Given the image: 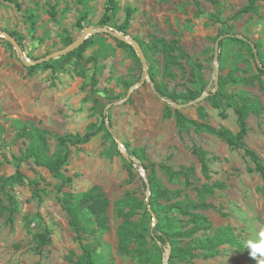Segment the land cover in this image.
Listing matches in <instances>:
<instances>
[{"label":"rangeland","instance_id":"rangeland-1","mask_svg":"<svg viewBox=\"0 0 264 264\" xmlns=\"http://www.w3.org/2000/svg\"><path fill=\"white\" fill-rule=\"evenodd\" d=\"M108 1L0 0V32L17 33L24 55V60H20L13 42L0 34V176L8 178L5 191L15 200L12 225L5 224V216H0V264H75L83 255L57 202L58 181L32 160L20 165L22 180L11 177L17 169L16 158L26 147V142L14 140L11 120L33 122L51 135L82 134L89 123L99 122L102 110L109 118L121 154L125 153L123 144H128L129 152L143 149L159 182L170 190H181L191 200H196L195 192L184 188L183 180L168 182L160 166L172 170L192 167L193 183L200 186L207 180L200 173L191 147L208 153V183L223 182L225 189L207 199L214 208L203 214L213 229L230 225L243 249L222 246L218 257L198 259L195 264H264V257L253 258L248 248V242L258 241L259 233L264 231L263 183L256 173L246 171L247 167H253L252 162L242 150H230L214 136L193 129L180 134L172 118H163L168 103L155 92L150 79L152 74L156 84H166L168 90L176 92L195 90L199 85L191 80L190 74L192 67L199 65V74L207 85L195 102L183 103L180 111L199 121L197 108L203 107L210 125L236 133L233 108L225 103L221 109H214L206 98L216 91L219 76L229 72L237 77L255 75L259 62L242 45L229 40L219 46L215 61V42L222 32H227L223 39L227 35L243 38L258 46L257 54H261L264 62V0L256 3L255 13H243L238 18L234 16L247 5V0H116V9L107 11ZM126 8L134 10L126 35L143 47L147 48L153 38L179 40L189 58L182 61V70L174 71V80L162 78L160 53L148 51V75H145L132 45L127 43L133 52L118 47L105 32L93 34L81 60L66 57L83 32L102 28L99 22L105 14L109 21L104 28L118 34ZM34 63L51 67L28 73L27 66ZM214 64L218 73L213 77ZM79 70L84 76L78 75ZM93 78L97 85L91 92L89 84ZM84 85L87 87L83 88ZM226 92L257 96L264 106V96L256 86L228 85ZM93 99L98 100L95 108ZM247 125L245 144L264 164V112L260 118L249 117ZM48 146L50 152L55 151L53 138L48 140ZM104 150L111 155H102ZM129 152L126 154L135 164L131 173L126 159L116 155L112 143L100 133L89 143L71 148L68 164L63 168L66 176L73 177L65 192H84L97 185L109 200L107 229L84 236L83 240L109 264H140L138 259L120 254L117 248L116 229L121 219L116 216L114 202L125 192L140 199L150 196L146 191V174L142 177L139 171L140 160ZM3 204L8 205L5 196ZM138 219L139 215L133 218ZM152 222L153 225L154 219ZM45 232L50 235L51 244L35 250L33 236Z\"/></svg>","mask_w":264,"mask_h":264},{"label":"trees","instance_id":"trees-1","mask_svg":"<svg viewBox=\"0 0 264 264\" xmlns=\"http://www.w3.org/2000/svg\"><path fill=\"white\" fill-rule=\"evenodd\" d=\"M260 0H247V5L242 8L234 18H238L243 13H255L257 11L256 3ZM18 7V4L13 1ZM109 8L107 11L116 9V0L108 1ZM134 10L125 9L124 24L118 27V31L126 35V29ZM214 21H218L213 16ZM109 21V16L104 15L99 24L105 27ZM222 32L220 36L226 34ZM11 37L21 45L20 37L15 32H8ZM93 35L89 36L77 47L66 54L67 58L82 59L83 53L91 44ZM118 47L128 48L132 52L130 45L117 37L112 36ZM224 40L237 42L242 45L248 54L254 58L252 47L258 49L257 45L250 44L247 40L238 37L225 38L220 41L222 45ZM140 44V43H139ZM145 57L148 51L160 53L162 57V78L174 80L176 78L175 70H182V61H186L189 56L181 47L178 39L166 41L164 38H153L150 44L143 47L140 44ZM258 64L256 65L257 74L248 77H237L232 72L225 76H219L217 80V89L206 98L210 106L214 109H221L223 104H229L233 108L236 116L237 132L224 127H214L207 122V112L203 107L197 108L198 119L187 118L179 109L171 108V105L189 103L196 100L204 91L207 83L203 81L199 74V65H194L191 70V80L199 87L195 90H185V92H176L168 90L166 84H156L152 74L150 79L153 83L155 92L166 100L163 112L164 119H173L178 132L188 133L190 129L196 132L205 133L216 137L228 146L230 150L240 149L244 157L248 158L253 167H247L248 173H256L262 180L264 188V164L258 154L247 147L245 138L248 133L247 119L251 116L260 118L264 112V106L257 96L246 93L230 94L226 92V86L240 84L248 87H257L259 92L264 96V62L262 56L257 54ZM51 67L46 64L27 66L28 73H33L39 68ZM79 76H84L82 70L78 72ZM97 85V80L92 79L89 84L91 92ZM87 86L84 85L83 88ZM129 88L130 85L127 84ZM93 108L98 104L97 99H93ZM223 116V115H222ZM99 122L89 123L82 134H64L51 135L47 130L41 129L38 125L30 121H21L19 119L11 120V125L15 130L14 140L26 142L25 150L16 158L18 163L17 169L12 178L17 177L19 180L24 175L19 171L20 165L32 160L36 167L46 169L49 174L58 181L56 186L57 202L67 216V223L74 234V240L79 244L82 254L75 264H109L104 257L96 254L88 245L83 244L84 236H90L96 232H102L107 229V210L109 200L102 189L94 185L84 192L69 193L64 189L71 185L73 177L66 176L63 168L68 164L70 158V149L89 143L94 137L103 133V137L108 139L113 145L114 153L123 158L118 144L113 138L110 128V122L105 115L104 110L99 112ZM55 140L56 149L50 152L48 140ZM127 152L128 144H123ZM104 150L102 155L109 157L111 154ZM192 155L197 159L200 165V173L207 180L200 186H195L194 174L192 167H180L178 170H172L161 165L160 170L166 176L168 182L176 183L183 180V186L195 192L196 200H191L187 195H183L179 189L170 190L164 187L155 176L153 164L148 163L143 149H137L129 152L140 160L144 168L147 181L150 186V196L143 199L138 198L131 192H125L124 196L114 202L115 213L121 219L116 229L118 240V251L120 254L138 259L140 264H195L198 259L211 260L219 256V248L230 246L241 250L243 245L234 233L230 225L213 229L210 220L203 214L204 211L213 209V205L207 202V199L213 197L216 191L225 189L223 182L208 183L209 180V163L208 153L197 146L191 147ZM217 160V158H213ZM124 160V159H123ZM129 173L135 168L132 160H124ZM8 178L0 176V216H5V224L12 225L15 200L8 192L5 191V185ZM145 187V185H144ZM6 197L8 205L3 204V197ZM139 215V219L134 221L133 218ZM152 219L154 224L152 225ZM207 233H212L207 235ZM201 234L200 237L196 235ZM35 241V250H40L51 244V238L48 233H38L33 236ZM134 245V248H130Z\"/></svg>","mask_w":264,"mask_h":264},{"label":"water","instance_id":"water-1","mask_svg":"<svg viewBox=\"0 0 264 264\" xmlns=\"http://www.w3.org/2000/svg\"><path fill=\"white\" fill-rule=\"evenodd\" d=\"M98 32H105V33H107V34H109V35H111V36H115V37H117L119 40H122V41H124L125 43H129L130 45H132V47L135 49V51H136V53H137V55H138V57H139V59H140V63H141V65L143 66L144 74H145V75H148V71H147V69H146V57H145V54H144L143 49H142L141 45L139 44V42H138L136 39L131 38V37L128 36V35H125V34L120 33V32H119L118 34H115L112 30H110V29H106V28H104V27H102V28H95V29L88 30L87 32H83L82 35H81V37H80V39L78 40L77 44H76L73 48H71L69 51H71L72 49H74L75 47H77L79 44H81L84 40H86V39H87V36H91V35H93V34H95V33H98ZM0 34L5 35L9 40H11V41L13 42L14 47H15V49H16V52H17V54H18L20 60L23 61V60H24V55H23V51H22V48H21V46L19 45V43H18L16 40H14V39L11 37V35L8 34V32L3 31V32H0ZM231 37H237V36H235V35H227V38H231ZM222 39H223V36H220L219 38H217V40H216V42H215V47H214V60H215V61H216L217 54H218V51H219L220 41H221ZM252 49H253V53H254L255 60H256V62H258L257 51H256V49H255L254 47H252ZM69 51H68V52H69ZM68 52H67V53H68ZM37 62H40V61H37ZM34 64H35V63H34ZM34 64H33V65H34ZM217 73H218V71H217V66H216V64H214L213 77L216 76ZM194 102H195V101H194ZM194 102H193V103H194ZM171 106H173V108H175V109H179V110L182 109V108L184 107V105H182V104H179V105H171ZM108 130L111 132V128L108 127ZM123 149H124V151H125L124 154L122 153L123 157H124L126 160H131V159L128 157V155L126 154V150H125L124 147H123ZM139 171H140V173H141V176L144 177V176H143V174H144V168H143L142 165H140V167H139ZM144 180H145V184H146V191L149 193V192H150V186H149V183H148V181H147V178H144ZM146 202L148 203V199H146ZM164 264H166V259L164 260Z\"/></svg>","mask_w":264,"mask_h":264},{"label":"clouds","instance_id":"clouds-1","mask_svg":"<svg viewBox=\"0 0 264 264\" xmlns=\"http://www.w3.org/2000/svg\"><path fill=\"white\" fill-rule=\"evenodd\" d=\"M248 248L253 258L264 257V231L259 233L258 241H249Z\"/></svg>","mask_w":264,"mask_h":264}]
</instances>
